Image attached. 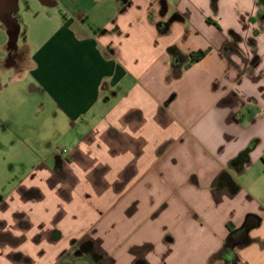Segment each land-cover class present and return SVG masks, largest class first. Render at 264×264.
I'll list each match as a JSON object with an SVG mask.
<instances>
[{
	"label": "crops",
	"instance_id": "crops-1",
	"mask_svg": "<svg viewBox=\"0 0 264 264\" xmlns=\"http://www.w3.org/2000/svg\"><path fill=\"white\" fill-rule=\"evenodd\" d=\"M36 4L65 19L10 67L30 69L67 146L11 144L10 182L26 174L0 190V264H209L249 217L237 254L264 264V0H0V37ZM146 220L143 248H123Z\"/></svg>",
	"mask_w": 264,
	"mask_h": 264
},
{
	"label": "rangeland",
	"instance_id": "rangeland-1",
	"mask_svg": "<svg viewBox=\"0 0 264 264\" xmlns=\"http://www.w3.org/2000/svg\"><path fill=\"white\" fill-rule=\"evenodd\" d=\"M65 19V14L62 10H57L53 8H45L40 4H36L32 16H28V21L22 19L21 21V33L18 39L17 47L19 51H25V48L32 50L34 48L32 42L36 44L41 43L44 39H47L59 26V23ZM0 37V110L1 107L8 109L15 117V126L12 121L6 123V128L3 129L2 126L5 125V118L0 111V190L3 189L5 183L3 181H9V189L17 184V182L24 178L26 172L22 168L21 164L15 165L16 174L18 178L15 181H11V170L13 167V162L15 163L14 154H11V144L19 146L21 143L25 146V151L29 154H35L37 156H45L48 151V145H42L40 150L33 147L31 142H29L31 136L38 138H47V142H51L55 149L65 148L67 143L62 141V138L55 133V130L66 131L68 127L66 125L59 124L54 125V121L50 117V112L45 113L41 109V104L43 99L40 97L39 93H32V86L34 85L33 79L30 75V69L25 66L16 68L10 67L14 63L7 62L9 53L5 54V50L9 47L10 37ZM18 126V127H17ZM21 126V127H20ZM55 129V130H54ZM37 132V133H36ZM52 137V138H51ZM46 140V139H45ZM46 143V142H45ZM31 155V156H32ZM36 162V161H35ZM246 179V176L242 181ZM1 194V191H0ZM0 195V203H1ZM143 224L139 231L132 232V236H129L123 243V248L134 253L132 249L143 248L140 246L143 242V238L147 237V220L142 221ZM130 229L134 226V222L127 224ZM138 227L140 225L136 224ZM124 224L121 225L123 228ZM123 248H121L123 250ZM147 253V250H144ZM127 252V251H125ZM122 251L121 258H128V255ZM21 264V263H19Z\"/></svg>",
	"mask_w": 264,
	"mask_h": 264
},
{
	"label": "trees",
	"instance_id": "trees-1",
	"mask_svg": "<svg viewBox=\"0 0 264 264\" xmlns=\"http://www.w3.org/2000/svg\"><path fill=\"white\" fill-rule=\"evenodd\" d=\"M216 1V0H215ZM209 24H213V22L209 19ZM174 48L169 49V53L172 54ZM209 50L206 51H198L192 53L188 56L189 62L185 65V69L190 68L196 63L202 61L208 54ZM256 146V142L252 143L244 152H242L236 159L232 160L230 163L231 168H235L241 171L247 163L250 162V153L253 148ZM232 183L229 186L232 193L237 192L239 186L231 179L228 174H224L220 179V184ZM259 226L258 222H255V218L249 217L245 224L237 229L233 224L229 223V236L226 239L223 248L221 251L213 256L209 262V264H241L237 250L241 248H245L250 246L255 242L251 237V231Z\"/></svg>",
	"mask_w": 264,
	"mask_h": 264
},
{
	"label": "water",
	"instance_id": "water-1",
	"mask_svg": "<svg viewBox=\"0 0 264 264\" xmlns=\"http://www.w3.org/2000/svg\"><path fill=\"white\" fill-rule=\"evenodd\" d=\"M7 19H10V17H6ZM10 42L9 46L11 49H16L18 38H19V30L14 28V30L9 32Z\"/></svg>",
	"mask_w": 264,
	"mask_h": 264
},
{
	"label": "flooded vegetation",
	"instance_id": "flooded-vegetation-1",
	"mask_svg": "<svg viewBox=\"0 0 264 264\" xmlns=\"http://www.w3.org/2000/svg\"><path fill=\"white\" fill-rule=\"evenodd\" d=\"M23 57H24L23 51H19V50L16 51V49L10 50L8 61L11 63H15L17 61H22Z\"/></svg>",
	"mask_w": 264,
	"mask_h": 264
}]
</instances>
